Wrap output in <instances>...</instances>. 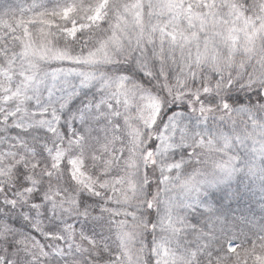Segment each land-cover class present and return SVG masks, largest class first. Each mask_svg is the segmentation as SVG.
Listing matches in <instances>:
<instances>
[{
    "label": "snow or ice",
    "instance_id": "6c2138e0",
    "mask_svg": "<svg viewBox=\"0 0 264 264\" xmlns=\"http://www.w3.org/2000/svg\"><path fill=\"white\" fill-rule=\"evenodd\" d=\"M0 264H264V0H0Z\"/></svg>",
    "mask_w": 264,
    "mask_h": 264
}]
</instances>
